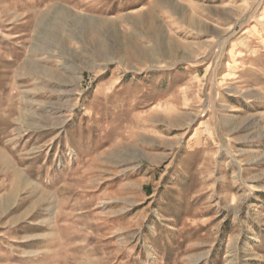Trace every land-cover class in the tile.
I'll use <instances>...</instances> for the list:
<instances>
[{
    "label": "rangeland",
    "instance_id": "obj_1",
    "mask_svg": "<svg viewBox=\"0 0 264 264\" xmlns=\"http://www.w3.org/2000/svg\"><path fill=\"white\" fill-rule=\"evenodd\" d=\"M0 155V264H264V0H0Z\"/></svg>",
    "mask_w": 264,
    "mask_h": 264
},
{
    "label": "bare ground",
    "instance_id": "obj_2",
    "mask_svg": "<svg viewBox=\"0 0 264 264\" xmlns=\"http://www.w3.org/2000/svg\"><path fill=\"white\" fill-rule=\"evenodd\" d=\"M174 2V1H173ZM59 12V11H58ZM60 13V12H59ZM58 13V14H59ZM64 13V12H63ZM53 14V13H52ZM55 15V14H54ZM60 16V15H59ZM66 16V15H64ZM63 16V17H64ZM224 16V15H223ZM53 18V17H52ZM51 18V19H52ZM62 18V17H61ZM65 18V17H64ZM58 19V18H56ZM64 20V19H63ZM50 21V20H49ZM55 21V20H54ZM53 21V22H54ZM52 22V21H51ZM54 24V23H53ZM61 24V23H60ZM225 25V24H224ZM50 26H51V23H50ZM52 27V26H51ZM60 27V26H59ZM62 28V27H61ZM157 28V27H156ZM152 30V27H150L146 33V35L150 38H153V32L151 31ZM120 34V33H119ZM245 45H247V41L245 39H239L236 41L235 43V47H233V49L230 51V56H234L233 55V51H234V48H238V47H244ZM160 53V52H159ZM171 55V53H170ZM29 67V66H28ZM36 68V67H35ZM38 68V67H37ZM236 111V109L234 110ZM40 120V119H39ZM37 123V122H35ZM0 168H3V169H8L9 168V164H8V161L6 160V158H4L2 155H0ZM25 181L22 179V177L20 176L19 173L17 172H14L13 173V178H12V182H11V189L9 191V193L7 194V196L5 197V200H3L1 203H0V214L3 212H6V211H9L11 210L13 207H14V204L16 203L15 200L16 198L18 197V192L21 191L22 187L24 186ZM25 187V186H24ZM23 187V188H24ZM10 212V211H9ZM28 212V211H26ZM27 214V213H26ZM25 214V215H26ZM24 217V215H23ZM20 219V218H19ZM23 219V218H22ZM47 223V224H51L52 222V216L51 214H47V216L42 219L41 221H36L34 222V224H39V223ZM53 236L51 235V238ZM32 251L31 250H28L27 252H24L25 254L24 255H29Z\"/></svg>",
    "mask_w": 264,
    "mask_h": 264
}]
</instances>
